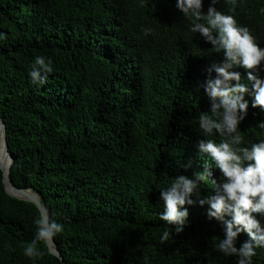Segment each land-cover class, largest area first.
Here are the masks:
<instances>
[{"label":"trees","instance_id":"obj_1","mask_svg":"<svg viewBox=\"0 0 264 264\" xmlns=\"http://www.w3.org/2000/svg\"><path fill=\"white\" fill-rule=\"evenodd\" d=\"M230 7L217 5L226 13ZM229 14L264 47V0H238ZM188 24L175 0H0L9 177L64 224L54 237L63 262L43 244L41 259L25 257L40 212L6 193L0 171V264H145L146 257L147 264H236L213 247L223 225L208 218L207 205H186L184 231L169 228L166 244L159 239L166 227L160 189L213 164L197 149L204 138L198 117L210 108L201 87L206 68L223 56ZM142 25L153 33L144 37ZM37 55L53 60L44 86L28 78ZM245 99L241 135L258 142L264 109ZM201 193L214 194L210 181ZM255 215L264 224V215ZM249 239L241 233L237 247ZM256 252L253 264H264V249Z\"/></svg>","mask_w":264,"mask_h":264},{"label":"clouds","instance_id":"obj_2","mask_svg":"<svg viewBox=\"0 0 264 264\" xmlns=\"http://www.w3.org/2000/svg\"><path fill=\"white\" fill-rule=\"evenodd\" d=\"M221 2L209 0L205 12L204 0H175L176 9L189 22L188 31L200 34L223 59L213 61L206 68L207 79L201 85L210 108L198 117L204 138L198 140L197 149L213 164L191 176L177 175L169 187L160 189L163 211L159 219L166 227L159 239L162 245L166 244L173 236L169 228L176 234L184 231L189 216L186 205H207L208 218L223 225V238L213 243L214 249L225 257L235 256L236 264H253L256 249H264V224L255 215H264V138L258 142L246 141L240 125L248 114L246 95L252 98L253 108L264 109V77L258 75L264 71V47L257 43L247 26L239 25L235 16L229 14L237 7L238 0H223L231 6L228 13L218 10ZM140 31L147 37L154 30L142 25ZM4 38L0 33V40ZM235 68H243L245 76L234 71ZM53 71L51 57H33L28 67L30 84L46 85ZM258 125L264 129V122ZM209 137H218L219 141ZM8 163H12L10 157ZM213 166L221 173L219 180L214 178ZM209 181L214 194L202 197L201 189ZM34 223V237L23 246V255L35 262L45 255L38 245H52L54 237L64 232V224L51 217L47 210L40 212ZM241 233L250 239L237 247ZM51 251L54 247L49 254Z\"/></svg>","mask_w":264,"mask_h":264},{"label":"water","instance_id":"obj_3","mask_svg":"<svg viewBox=\"0 0 264 264\" xmlns=\"http://www.w3.org/2000/svg\"><path fill=\"white\" fill-rule=\"evenodd\" d=\"M1 152H3L4 155L8 158V161H9V157L11 158V161H13L12 156L8 152L6 127L3 120L0 118V153ZM10 166L11 165H9L8 163L7 168H4L0 159V171L2 172L3 175V184L5 186L6 193L17 200H21L33 204L39 210V212H43L44 209L43 206L41 205L40 198L32 189L18 188L11 181L9 177ZM47 247L49 250L54 247V251H51V254L59 258L60 261L63 262L60 251L58 250V247L56 246L54 240H53V244L48 245Z\"/></svg>","mask_w":264,"mask_h":264},{"label":"bare ground","instance_id":"obj_4","mask_svg":"<svg viewBox=\"0 0 264 264\" xmlns=\"http://www.w3.org/2000/svg\"><path fill=\"white\" fill-rule=\"evenodd\" d=\"M0 159H1V162L4 166V168H7V165H8V158L4 155L3 152L0 153Z\"/></svg>","mask_w":264,"mask_h":264}]
</instances>
